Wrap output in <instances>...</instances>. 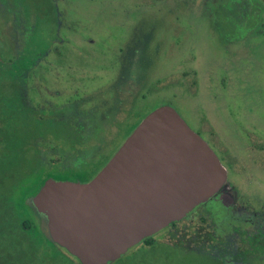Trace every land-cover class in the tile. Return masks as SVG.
Here are the masks:
<instances>
[{
    "label": "rangeland",
    "instance_id": "obj_1",
    "mask_svg": "<svg viewBox=\"0 0 264 264\" xmlns=\"http://www.w3.org/2000/svg\"><path fill=\"white\" fill-rule=\"evenodd\" d=\"M24 1L7 0V8ZM54 2L59 21L51 24L34 23V15L21 16L19 8L14 21L13 12L1 10L0 40L11 45L8 58L21 59L26 52L27 61L35 51L56 44L35 69L30 68L25 95L32 106L38 100L61 103L81 98L82 108L94 107V122L101 132L95 149L84 158L87 176L104 165L135 119L169 105L219 158L225 171L222 191L235 201L238 213L264 216V48L248 41L249 30H239L234 42L219 44L218 31H226L224 14H213V25L208 11H215L220 0ZM250 3L256 16L264 11V0ZM1 58L6 61L7 56ZM9 83L0 80V89ZM130 109L136 111L131 121ZM25 190L17 179L2 177L0 199L6 196L11 201L0 206V264H80L41 235L46 231L44 220L21 201L32 192ZM204 209L194 208L153 234L156 245L145 262L213 264L224 258L227 264H264L263 222L233 225L223 236L199 234L202 224L205 230L212 229L208 221L200 220ZM140 244L106 264H125L122 259ZM255 250L260 252L254 255Z\"/></svg>",
    "mask_w": 264,
    "mask_h": 264
},
{
    "label": "water",
    "instance_id": "obj_2",
    "mask_svg": "<svg viewBox=\"0 0 264 264\" xmlns=\"http://www.w3.org/2000/svg\"><path fill=\"white\" fill-rule=\"evenodd\" d=\"M224 177L207 143L171 106L160 105L88 181L47 178L30 202L52 242L80 264H106L183 218Z\"/></svg>",
    "mask_w": 264,
    "mask_h": 264
},
{
    "label": "trees",
    "instance_id": "obj_3",
    "mask_svg": "<svg viewBox=\"0 0 264 264\" xmlns=\"http://www.w3.org/2000/svg\"><path fill=\"white\" fill-rule=\"evenodd\" d=\"M18 1L19 3L23 2V0ZM250 1L220 0V5L213 6L215 11H208L213 25H215L214 18L221 13L224 14L221 21L225 24L226 31H218L219 44L226 45V43L234 42L237 40L235 37L240 35L237 33L239 30L241 32L249 30L246 34L248 41L259 44V46L262 45L264 48V11L256 16V9L251 6ZM227 4L234 5L235 8L231 9L227 7ZM0 5V13H2L1 10L13 12L14 21L17 18L15 14L17 8L20 9L21 16L25 14L29 15V18L34 15V23L39 25L40 23L51 24L54 21L56 23L59 21L54 0H25L22 6H13V8L12 5H10L11 8L9 6L7 8V0H0ZM5 7L6 9H2ZM25 33H30V31H24ZM239 39L241 38L239 37ZM0 41L2 42L0 44V80L10 82L7 89L1 87L4 91H8L7 93L0 89V183L2 177L17 179L20 187L22 185L26 188L25 191H32L23 195L21 201L34 209L30 198L45 179L86 182L92 177L91 175L87 176L83 168L88 160L84 161V158H88L90 156L87 155L88 152L92 153L95 149V142L101 130L94 122V107L90 106L88 110L82 108L81 98L79 102L76 99H71L61 103L38 100L36 106H32L33 104L27 100L24 87L31 77L30 68L35 69L36 64H39V59L45 57L51 46L53 49L57 47L55 43H51L52 45H48L41 52L35 51L27 61L26 52L25 56L22 55V60L14 56L8 58L12 52L11 45L5 40ZM22 43L19 44L21 48ZM17 49L20 50V48ZM27 50H30L28 46ZM2 55L7 56L6 61L1 60ZM113 97L116 102V95ZM130 108L132 109L131 104ZM135 112L130 111V121ZM140 119L133 121L131 130ZM101 121L99 120L100 126H102ZM96 128L99 129L96 131ZM71 160H74V165L69 164ZM2 197L0 206L5 205L6 201H11L6 196ZM197 207L201 208L200 206L194 208ZM45 236L47 239L43 235L48 240L47 234ZM209 236L213 237V235ZM140 243H138L140 245L137 250L122 259L123 263L127 264L129 261L137 260L138 264H148L145 262V255L150 254L152 244L154 246L156 244L153 243L152 236L142 239ZM177 246L182 247L179 244ZM135 254L138 256L137 258L134 256ZM239 255L242 256L243 253ZM219 260L220 258H217V262L214 261L213 264H225L223 260Z\"/></svg>",
    "mask_w": 264,
    "mask_h": 264
},
{
    "label": "flooded vegetation",
    "instance_id": "obj_4",
    "mask_svg": "<svg viewBox=\"0 0 264 264\" xmlns=\"http://www.w3.org/2000/svg\"><path fill=\"white\" fill-rule=\"evenodd\" d=\"M197 206L205 208L204 212H202V215L199 216L200 220L202 222L208 221V223L210 224V226L212 228L210 230H205V228L203 227V224H202L203 230H201L199 232V234L200 233L204 234L205 232H207L209 234H214L217 236H223L224 235L223 233L230 231V227L233 225H238V226H241L243 228L245 226H253L255 224V222H254L255 220L257 222H263L264 223V216L257 215L254 212H251V214H239L238 210L235 208V201L231 200V198L228 196V194L226 192L222 191L221 185L213 195L208 197L205 201L201 202ZM37 213L41 214L39 216L42 217V220H44V223H45L46 220H45L44 215L42 213H39V212H37ZM186 215L183 218H185ZM183 218H181V219H183ZM181 219H179V220H181ZM179 220H176L173 222H177ZM169 225H167V226H169ZM43 232H45V231H42V233ZM216 232H218V233L223 232V233L222 234H215ZM41 235L42 236L44 235V237L47 239V237L45 236L46 234H41ZM47 236H48V241H50L53 246L64 249L63 247H61V246L57 245L56 243L52 242L51 240H49L50 238H49L48 234H47ZM239 237H241V236H239ZM257 252H260V251L255 250L253 252V254L255 255ZM225 258L228 259L229 257L227 256ZM222 260L225 261L224 258ZM230 260H227V261L230 262ZM225 264H227V263H225Z\"/></svg>",
    "mask_w": 264,
    "mask_h": 264
},
{
    "label": "crops",
    "instance_id": "obj_5",
    "mask_svg": "<svg viewBox=\"0 0 264 264\" xmlns=\"http://www.w3.org/2000/svg\"><path fill=\"white\" fill-rule=\"evenodd\" d=\"M45 226H46V222H45ZM46 231H47V228H46ZM46 231L43 233L41 232V234H48V231L47 232Z\"/></svg>",
    "mask_w": 264,
    "mask_h": 264
}]
</instances>
